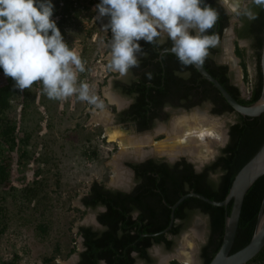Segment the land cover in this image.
<instances>
[{
    "label": "trees",
    "instance_id": "trees-1",
    "mask_svg": "<svg viewBox=\"0 0 264 264\" xmlns=\"http://www.w3.org/2000/svg\"><path fill=\"white\" fill-rule=\"evenodd\" d=\"M59 1L63 2V6L62 16L57 23V27L63 37L64 15L66 16L67 11L71 8V1L51 0L54 9L57 8ZM205 1L218 12V19L214 26H216V33L220 38L222 30L226 26L227 17L222 8L215 4L214 0ZM91 4L96 9L95 6L98 2L95 1ZM245 11H250L255 18H249L245 13L240 15L239 21L241 25L234 30V33L237 39L248 40L253 51L255 76L248 96L242 98L238 88L230 83L225 66L214 65L208 57L202 67L237 103L248 106L259 98L261 90L259 54L264 35V4H256L254 0H250ZM212 31L213 28L209 30L208 34H211ZM141 47L146 55H143L137 69L143 70L144 73L137 82H134L132 87L119 88L122 94L133 98L131 105L126 110L117 113L116 116L119 122L132 121L135 123L137 131H143L151 127L154 119L164 120L165 116L161 114V108L164 105L188 109L194 105L200 106L203 102L211 104L210 113L213 115L233 114L234 122L228 126V138L225 145L219 149L214 160L205 165L198 173H194L192 165L184 159H179L173 164H168L164 161L146 160L142 163L129 164L128 166L134 170L140 186L144 187L151 184L152 187L153 184L154 189L138 186L137 188L135 187L131 195H109L108 193L105 195V191H102L99 187H91L88 195L83 199L87 206L94 207L99 203L109 206V202H113L115 199L126 201V203L133 205L134 209L139 210L138 220H143V223L141 222L138 229H134L132 235L124 232L119 237H116L113 233L115 225V220L113 219L118 212L112 211L102 216L103 222H106L110 228L103 231L98 238L94 237V233L88 232L89 230L79 228V232H88L86 233L85 242L86 251L79 254V264H95V260L98 257H102L107 264H112L114 261L110 257L112 254L101 253V249L104 247V252H109L105 248L110 250V247L113 246L114 251H110V253H115L118 247L126 242H132L130 249L138 252L142 257H145L142 247H148L152 244H161L165 249H169L172 241L166 239L163 234H156L168 224V206L188 192L202 195L212 201H221L227 194L236 172L264 141V112L256 117L240 116L233 112L216 89L202 79L191 65H181L171 53L159 54L161 50L170 47V41L163 45L144 42ZM209 51L215 52L216 48H212ZM234 53L240 60L243 83L247 84L243 51L235 46ZM185 71V76L180 75L181 72ZM149 73L151 74V79L148 78ZM175 73L180 74L176 75ZM0 75L4 76V83L0 85V160L2 161L0 163V235H2L7 226V217L13 212L8 208L15 209L17 206L20 207L23 204L30 203L37 205L40 189L37 180H33L31 186H24L21 189L9 186L8 173L10 164L7 160L9 157L7 153L19 145H28L30 136L28 133L22 132L20 126L12 123L6 112L10 107L11 99L17 94H21L26 98L28 89L21 91L15 88V81L11 77L5 76L2 68H0ZM26 106L28 105L26 104ZM24 107L22 108L23 110ZM23 110L21 111L22 113H24ZM18 131L22 136H18ZM2 149L6 151L4 155L2 154ZM83 155L91 158L95 155V152L93 150L90 152L85 151ZM25 156V151L19 154V158ZM210 175L215 177L211 179L209 178ZM263 194L264 175L257 178L244 194L230 253L242 248L251 238ZM162 201L163 203H161ZM122 206L124 205L118 203L113 208H122ZM229 209L230 203L225 208L216 207L189 197L180 202L173 211L174 220L185 221L191 211H196L207 217L210 235L208 244H211V251L206 254L208 244L203 247V264H208L220 245L224 213H228ZM106 220H110V222ZM133 224L136 226L137 221L133 222ZM37 228L44 231L45 226L38 225ZM179 229V224L175 225L172 223L167 233L175 235ZM144 233L149 235L141 236ZM143 241L144 243H142ZM15 261L16 257L9 264H14ZM169 264L177 263L170 261ZM246 264H264V247Z\"/></svg>",
    "mask_w": 264,
    "mask_h": 264
},
{
    "label": "rangeland",
    "instance_id": "rangeland-1",
    "mask_svg": "<svg viewBox=\"0 0 264 264\" xmlns=\"http://www.w3.org/2000/svg\"><path fill=\"white\" fill-rule=\"evenodd\" d=\"M95 1L100 3V0L71 1V8L63 22V39L70 49L80 54L85 63V71L78 73L77 86L80 82L88 83L90 95L96 94L103 101L104 108H96L86 101L79 100L78 94L65 99H50L43 92L42 83L38 81L36 85L28 88L26 98L21 94L13 97L6 112L11 122L20 126L22 132L30 136L28 145H19L7 153L10 164L9 186L21 189L31 186L32 181L37 180L40 191L37 205L30 203L15 209L8 208L13 212L7 217L6 229L0 235V264H9L14 257V264H57V261L59 264L69 261L76 264V227L91 215V212H82L79 198L86 192L90 182L110 183L114 181L116 166L120 171L124 169V163L119 162L122 160L119 158V145L109 142L105 137L104 126L96 122L97 114L101 112L110 126L115 118L113 103L119 104L110 97L109 81L119 73L106 67L109 51L106 43L112 35L110 30L106 32L102 27L108 22V17L93 22V18L98 15L91 4ZM224 31L220 52L222 58L228 59L227 66L232 74V81L239 87L240 96L246 98L255 76L253 51L248 40L238 42L237 47L243 51L247 74L245 84L242 80L240 60L234 55V59L232 57V34H226ZM3 83L4 76L0 75V85ZM196 108L198 111L193 108L181 112L165 110L166 116L158 125L169 129L177 119L201 113L219 123L220 130L224 133L234 122L233 114L213 115L207 105ZM157 128L154 127L148 133L134 135L144 134L158 142L166 137V132L164 129L157 132ZM18 136H22L19 131ZM223 142L224 140L213 142V153L204 161L206 164L214 160ZM145 147L152 149L149 145H143L142 149ZM92 150L95 155L91 158L83 155L85 151ZM23 151L26 156L19 158ZM5 152L2 149L3 155ZM194 217H198L199 223H203L202 216ZM38 225L45 226L44 231L38 229ZM197 234V230H193V235ZM193 235L185 230L179 241L183 245L190 241L195 249L197 241ZM160 251L159 254L162 252Z\"/></svg>",
    "mask_w": 264,
    "mask_h": 264
},
{
    "label": "clouds",
    "instance_id": "clouds-1",
    "mask_svg": "<svg viewBox=\"0 0 264 264\" xmlns=\"http://www.w3.org/2000/svg\"><path fill=\"white\" fill-rule=\"evenodd\" d=\"M254 2L264 4V0ZM239 7L236 0L231 10L239 14ZM53 8L51 0H0V68L21 91L40 81L50 99L78 94L79 100L103 109V101L94 93L90 95L88 83L77 86L85 63L51 19ZM95 8L98 15L93 22L108 17L102 27L112 33L106 43V67L121 77L139 66L138 54L146 55L141 40L155 45L170 41L165 52L183 66L203 65L209 50L219 43L217 33L208 34L218 12L203 0H100ZM245 14L255 18L250 11ZM148 78H152L150 73Z\"/></svg>",
    "mask_w": 264,
    "mask_h": 264
},
{
    "label": "flooded vegetation",
    "instance_id": "flooded-vegetation-1",
    "mask_svg": "<svg viewBox=\"0 0 264 264\" xmlns=\"http://www.w3.org/2000/svg\"><path fill=\"white\" fill-rule=\"evenodd\" d=\"M214 1H215L216 5H218L219 7L222 8L225 16L227 17V21H226L227 23H226V26L223 28V30L220 34L218 46L215 47L216 51L215 52L210 51L209 60L211 62H213L214 65L225 66L230 83L233 86H236L239 90V87L232 81L233 80L232 74H231V72H229V69L227 66L228 59L225 57L222 58V55L220 52L221 47H222V42H221L222 40L221 39H222V34H223L224 29L230 27V31L232 34V38L230 41L231 52H232V57H233V55L235 56V53H234L235 46H237L238 42L246 41V40L237 39L235 37L234 30L240 27L241 23L239 21V17H240V15L245 13L244 10L246 9V6L250 2V0H242V1L239 0V3H240V7L238 9L239 14H237V12H233L231 10L236 4V0L232 1L230 9L226 8V6H224L222 4L221 0H214ZM65 18H66V16H65ZM231 20H233L232 23H230ZM111 35H112V33H111ZM139 43L142 46L144 41L141 40ZM167 43H168V41L166 43H163V44H167ZM170 45H171V42H170ZM163 50H165V49H163ZM163 50H161V51H163ZM160 52H159V54H160ZM142 57H143V55L138 54L139 63L142 60ZM233 59H234V57H233ZM143 73H144L143 70L137 69V67H135V68L130 69L127 75L121 77L118 74L117 77L112 78L109 81V94H111L110 97L113 100H116L117 103L119 104V105H117L116 103H113V107H114V111H115V118L113 119L111 126L112 125L114 126L116 124H122V125H126V126H132L135 129V131H137L134 122H132V121L119 122L116 115H117V113L126 110L131 105V103L133 101L132 97L122 94L120 92L119 88L124 87L126 89L128 87H132L134 82H137V80H139L142 77ZM185 74H186V71L181 72L180 75L185 76ZM239 92H240V90H239ZM202 105H207V106L211 107V104L209 102H203ZM196 107H199V106L194 105L192 107H189L188 109H184L182 107H174L173 108V107L164 105L161 108V114H162V116H166L165 110L169 111V112L177 110V109H180L181 111H188L192 108L195 109ZM101 116H104L103 112H101ZM160 121L163 122L162 119H154L151 123V127L147 130H152L154 127H159L158 124L161 123ZM96 125H98V124H96ZM102 130H103V127H102ZM123 130H126V128H124ZM143 131H145V130H143ZM137 132H141V131H137ZM226 136H227V133H226ZM226 142H227V139L225 140L224 145ZM115 143H117V142H115ZM117 145H118V143H117ZM144 150L149 151L150 148L146 147ZM150 151H152V150H150ZM151 154H153L155 156L157 155V154H155V152L152 151V152H149L148 154H146L145 156H148ZM137 157H140V156H137ZM179 159L185 160L184 157H180ZM146 160L164 161V159H162V158H150V159H146ZM146 160H144V161H146ZM144 161H142V162H144ZM142 162H139V163H142ZM123 163L124 164H122V165H123L124 169H122V171H120L119 167L116 166V170H119L120 172L125 174V178H126L125 181H122V182L112 181L110 183H99L96 181L90 182L86 188V192L84 194H82L81 197L79 198L78 203L80 205L82 212L85 214L87 212H91V215L84 218L82 220V222L80 224H78L76 227L75 235H76L77 241H78L77 247L75 248L76 250H74L75 251V257L74 258H75L76 264H79V254H82L86 251V244H85L86 237H87L86 233H88V232L94 233L95 234L94 237L98 238L103 233V231L110 228V227H108V224L106 222H103V220H102V216H104L106 213L112 212V211L118 212V214L115 215L114 216L115 218L113 219V220H115L113 233L116 237H119L124 232H126V234H128V235H132L134 233V229H138V226L141 224V222L143 223V220L142 221L138 220L139 210L134 209L132 207L133 205H131L130 203H126V201L115 199V200H113V202L112 201L109 202L110 203L109 206L106 204L99 203V204L95 205L94 207H89L84 203L83 199L88 195V192L90 191L91 187H94V186L99 187L102 191H105L104 192L105 195H107L106 193H108L109 195H114V194L131 195L132 191L135 189V187L137 188L138 186H140V183H138V180L136 179L134 170L128 166L129 164H138V163L137 162L136 163L135 162H123ZM187 163H189V162H187ZM191 165H192V170L194 173L200 172L202 170V168L205 166L204 165L201 169H199L197 171L194 169L193 164H191ZM209 178L212 179L213 176L210 175ZM140 187H143V186H140ZM147 187L150 188L151 184L145 185L143 188H147ZM151 188L152 189L155 188L153 184H152ZM117 202L120 203L121 205H124V206H122V208H118V207L113 208L114 205L118 204ZM161 203H163V201ZM195 215L202 216L204 218V221H203V223H198V225H197L199 228V236L195 237V239L197 241V243H196L197 246L195 247L194 252H193V259H194V264H203L202 249L205 245L208 244L210 235H209L207 217L203 214L197 213L196 211H191L190 213H188L185 221H180V220H174L173 221V224H175V225L179 224L180 225V229H179L178 233H176L175 235L168 234L167 231L163 232V230L156 233V234H159V233L163 234V235H165L166 239L172 241L169 249H165L163 247V245H161V244H152L151 246H148V247H144V248L142 247V250L145 253V257H142L141 254H139L136 251H132L130 249L132 242H128V243L126 242V243H122L121 246L118 247V249L116 250L115 253H110V251H114L113 246L110 247V250L108 248H105V250H107L109 252H104V250H103L104 247L101 249L100 252L104 253V254H112L110 256L114 260L112 262V264H158V258L161 261L162 257L164 255L171 254V253H173V254L177 253L179 248L183 245L179 241V237H180V235H182V233L185 230H187L191 234H193L190 231L191 230L190 228L193 225V220L195 218L194 217ZM106 221L110 222V220H106ZM135 221H137L136 226L133 224V222H135ZM79 228L87 229L89 231L86 233L81 232V231L79 232ZM148 235H149L148 233L141 234V236H148ZM151 235H155V234H151ZM142 243H144V241ZM159 250L162 251V252L160 251L161 254L158 253ZM210 251H211V244H208L207 248H206V252H207L206 254H208V252H210ZM175 260L173 259L172 261H175ZM175 262L177 264H182L179 261H175ZM95 264H107V262L102 257H98L95 260Z\"/></svg>",
    "mask_w": 264,
    "mask_h": 264
},
{
    "label": "water",
    "instance_id": "water-1",
    "mask_svg": "<svg viewBox=\"0 0 264 264\" xmlns=\"http://www.w3.org/2000/svg\"><path fill=\"white\" fill-rule=\"evenodd\" d=\"M203 3L208 5L205 0H203ZM224 30L226 34L231 33L229 27L225 28ZM212 33H216V26L213 27ZM162 53H165V50L160 52V54ZM191 66L195 69V71L198 73V75L202 79L210 83L216 89V91L219 93L221 98L232 109L233 112L239 114L240 116H246V117H256L264 112V35L262 38V44H261V49H260V54H259V71L261 74L260 96L251 105L244 106V105L237 103L225 91V89L211 75H209L206 72V70L202 67V65H191ZM174 112H181V110L177 109V110H174ZM114 126H117L121 129L129 128L133 133H136V134L148 133L151 131V130H145V131L137 132L132 126H126L122 124H116ZM159 127H161V125H159ZM226 133H227V129H225L224 131V142L227 139ZM224 142H223V145H224ZM180 157H184L186 162L193 164L194 169L197 171L201 169L204 165H206V162L201 161V160L198 161L196 159L191 158L188 155L177 156L174 158H167L165 156H155L151 154V155L138 158V159L124 158L120 160L119 162L120 163H123V162L139 163V162H142L150 158H162L168 164H173ZM262 175H264V141L255 151V153L236 172V174L234 175L231 181L227 194L221 201H212V200H209L203 197L202 195H199L193 192H188L187 194H184L181 197H179L173 204L168 206L169 220H168L167 226L163 229V232H166L169 230V228L171 227L174 221L173 219L174 209L177 207V205L180 202H182L186 198H189V197L195 198L208 205L216 206V207H224V208L227 206V204L230 203L229 212L224 213L223 233H222L220 245L217 251L215 252L214 256L208 262V264H246L252 258H254L264 247V194H263L260 206H259V210L256 215L255 225H254L251 238L249 239L248 243L244 245L242 248H240L239 250L233 253H230V251L233 245V240H234V236H235V232L237 228L240 208H241L244 194L247 191V189L250 187V185ZM199 220L200 219L198 217L194 218L193 225L190 228L191 232L193 228H195L198 225V223L200 222ZM194 237H198V236H194ZM172 254L173 253L167 254L166 256L172 255ZM163 258H166V257H163ZM172 260L173 259H162L160 261V259L158 258V264H169V262Z\"/></svg>",
    "mask_w": 264,
    "mask_h": 264
},
{
    "label": "bare ground",
    "instance_id": "bare-ground-1",
    "mask_svg": "<svg viewBox=\"0 0 264 264\" xmlns=\"http://www.w3.org/2000/svg\"><path fill=\"white\" fill-rule=\"evenodd\" d=\"M232 1L233 0H227L225 3L224 0H221L222 4L229 9ZM97 117L96 121L105 128L107 140L109 142L118 143L121 154L119 158L122 159L142 158L153 151L157 155H169L167 158H173L176 157V155H188L191 158L195 157L198 161H205L207 158L211 157L213 153V142H221L224 140V133L220 130V124L201 113L190 117H181L177 119L169 129L158 127L155 131L160 132V130L164 129L166 132V137L158 142H154L150 137L144 134L143 136H136L129 128L128 130H123L117 126H110L107 119L101 116V113H99ZM143 145H149L152 147V149H150L152 151L143 150ZM122 174V172L117 170L114 182L125 181V175ZM193 230L194 232L197 230V235L199 236L198 226L193 228ZM193 249L190 241H186V244L181 246L176 254L170 255L166 259H176L182 264H194ZM61 264L73 263L69 261L62 262Z\"/></svg>",
    "mask_w": 264,
    "mask_h": 264
},
{
    "label": "built area",
    "instance_id": "built-area-1",
    "mask_svg": "<svg viewBox=\"0 0 264 264\" xmlns=\"http://www.w3.org/2000/svg\"><path fill=\"white\" fill-rule=\"evenodd\" d=\"M70 1H72V0H70ZM71 4H72V2H71ZM62 6H63V2L59 1L57 3V8L56 9L53 8V16L51 17V19H53L56 22V24L59 22V20L62 16ZM64 17H65V15H64Z\"/></svg>",
    "mask_w": 264,
    "mask_h": 264
}]
</instances>
